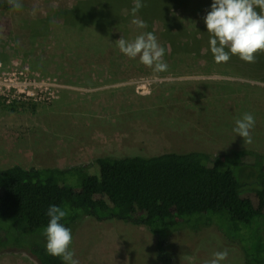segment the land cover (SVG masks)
<instances>
[{"label":"rangeland","instance_id":"1","mask_svg":"<svg viewBox=\"0 0 264 264\" xmlns=\"http://www.w3.org/2000/svg\"><path fill=\"white\" fill-rule=\"evenodd\" d=\"M20 2L16 10L0 0V171L16 165L61 170L103 156L264 154V70L208 61L206 47L192 43H206L204 17L212 0H169L167 17L148 21L142 16H150V8L133 17V0ZM134 18L148 27L138 29ZM143 32L154 33L165 48L167 71L155 73L116 46L121 36L131 41ZM244 113L255 118L250 144L233 132ZM226 230L214 222L195 239L181 229L168 241L167 260L159 262L145 227L84 217L70 250L79 264H205L224 250L221 264H244L222 237ZM252 231L247 234L256 243ZM4 248L15 247L8 242ZM0 264L36 262L23 253H0Z\"/></svg>","mask_w":264,"mask_h":264},{"label":"trees","instance_id":"2","mask_svg":"<svg viewBox=\"0 0 264 264\" xmlns=\"http://www.w3.org/2000/svg\"><path fill=\"white\" fill-rule=\"evenodd\" d=\"M168 1L156 0L151 7L149 0L147 5L143 1L141 12L152 10L143 19L162 18V13L167 17ZM204 31L206 43L197 45L201 42L196 38L192 43L199 49L206 47L207 60L215 62ZM229 61L264 70V53L256 55L255 63L237 56ZM243 170L248 174L238 176L239 180L237 174ZM50 205L68 212L60 223L72 233L84 217L145 227L156 240L159 262L167 260L168 241L182 235L181 229H189L196 239L203 228L208 230L218 222L228 226L221 235L238 248L244 264H264V154L257 151L170 152L125 160L103 156L61 170L11 166L0 171V253H23L36 264H64L46 253L42 233L50 219L46 215ZM247 229L254 230L256 243ZM8 242L15 247L11 251L4 248Z\"/></svg>","mask_w":264,"mask_h":264},{"label":"clouds","instance_id":"3","mask_svg":"<svg viewBox=\"0 0 264 264\" xmlns=\"http://www.w3.org/2000/svg\"><path fill=\"white\" fill-rule=\"evenodd\" d=\"M14 9L22 8L20 0H7ZM133 17L145 5L143 0H133ZM259 9V11H257ZM131 23L138 29L148 27L147 23L134 18ZM209 34L210 51L216 63H227L232 56H237L247 63H255L256 55L264 53V0H212L211 10L204 17ZM119 51L129 59L139 58V62L151 68L155 73L168 70L164 62L165 48L161 46L152 32H143L134 40L128 41L122 36L116 42ZM255 118L251 113H244L235 120L233 132L252 143L251 130ZM46 215L50 218L42 235L46 238V253L59 257L64 264H79L70 250L72 244L71 229L60 223L68 212L56 205H50ZM228 257V251L213 253V258L205 264H221ZM194 259V258H190Z\"/></svg>","mask_w":264,"mask_h":264}]
</instances>
